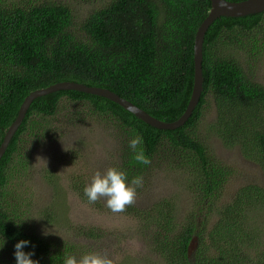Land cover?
<instances>
[{"label":"trees","instance_id":"1","mask_svg":"<svg viewBox=\"0 0 264 264\" xmlns=\"http://www.w3.org/2000/svg\"><path fill=\"white\" fill-rule=\"evenodd\" d=\"M210 10V0H109L77 23L65 3L0 0V145L25 98L60 82L105 88L161 121L178 120L192 95L195 36ZM254 30L264 45V12L220 17L210 26L203 51L204 91L188 122L176 130L154 128L119 104L84 92L59 91L36 99L0 163V264H16L14 245L20 240L30 241L24 251H33L32 259L39 264H63V251L52 256L53 244L18 221L16 206L8 201L5 188L8 169L30 121L34 116L56 115L64 98L76 105L87 103L86 113L115 120L130 138L140 135L151 162L162 151L168 152L166 161L186 170L188 188L195 192V207L203 214V222L217 217L208 230L206 223L193 221L198 219L196 214L182 222L167 199L150 209L127 207L125 215L145 225L153 252L167 264H264V251L240 241L235 231L238 227L244 233L240 224L244 211L251 206L264 207V188L246 185L231 202L220 204L233 170L213 155L197 134L207 97L213 96L217 119L211 129L218 131L225 146L239 145L247 157L251 158L249 152L253 151L264 161V86L251 81L238 62L214 51L225 32L238 35L236 44ZM253 114L259 115L253 118ZM243 121L249 126L243 128ZM125 141L122 170L130 177L134 171L141 175L152 164L134 161L129 140ZM262 167L264 170V164ZM101 207L106 206L98 203ZM99 232L93 228L87 233L81 228L79 234L96 239L101 237ZM193 242L197 249L191 252ZM4 253L8 260H1Z\"/></svg>","mask_w":264,"mask_h":264},{"label":"rangeland","instance_id":"2","mask_svg":"<svg viewBox=\"0 0 264 264\" xmlns=\"http://www.w3.org/2000/svg\"><path fill=\"white\" fill-rule=\"evenodd\" d=\"M52 1L67 4L75 14L76 22L82 23L109 0ZM257 33L258 30L246 33L235 44L234 39L238 35L235 37L225 32L214 51L218 56L238 62L251 81L264 86V45ZM87 105H76L64 98L56 115L34 116L30 121L19 153L8 169L10 178L5 188L8 201L16 206L13 209H17L18 221L29 232L53 244L52 256L57 251L77 258L90 251H106L115 264H167L153 252L150 231L143 223L130 220L124 212L113 214L106 207L99 209L98 203L106 206L105 202L89 203L84 194L85 186L97 170L103 172L109 167L122 170L124 142L131 139L115 120L86 113L89 110ZM258 115L253 114L252 117ZM216 119V100L208 96L197 134L210 152L233 170L220 201L223 205L231 202L237 191L246 185L264 188V161L260 154H252L253 151L249 152L251 158L247 157L239 145L225 146L218 131L211 129ZM242 126L248 127L249 122L243 121ZM167 153L162 151L151 162L152 166L146 167L139 175L143 177V186L137 189L133 205L150 209L167 199L182 222L187 223L188 218L196 214L198 219L193 221L206 223L207 229H211L217 217L210 216L207 222H203V214L198 213L195 207V192L188 188L186 170L176 168L172 162L170 165L166 161ZM137 175L134 171L131 177L127 176L128 181ZM240 224L244 233L235 227L236 235L242 239L240 241L253 248H261L263 252L264 207H249L244 211ZM81 228L87 233L97 228L101 237L94 239L80 235ZM249 233L252 234L247 238ZM196 249L197 244L193 242L191 252ZM210 253L215 254L211 249ZM2 257L1 260L9 259L7 253ZM253 258H258L256 252Z\"/></svg>","mask_w":264,"mask_h":264},{"label":"water","instance_id":"3","mask_svg":"<svg viewBox=\"0 0 264 264\" xmlns=\"http://www.w3.org/2000/svg\"><path fill=\"white\" fill-rule=\"evenodd\" d=\"M211 10L207 17L204 19L202 24L197 30L194 42V85L192 90V95L188 106L184 114L174 122H164L161 121L149 113L139 108L132 102L122 98L118 94L112 92L111 90L87 86L76 82H60L53 84L47 88L39 89L30 93L23 101L18 115L11 126L6 130L3 141L0 145V163L5 155L14 135L18 131L19 127L25 120L27 113L32 105V103L43 96L59 92V91H79L87 94H92L96 96H101L107 98L120 106L125 110L131 112L136 117L144 121L145 123L151 125L159 130H176L184 126L193 112L195 111L197 105L200 102L204 91V75H203V59H204V42L205 36L210 28V26L220 17H244L252 14H259L264 12V0H245L241 2H230L227 0H210Z\"/></svg>","mask_w":264,"mask_h":264},{"label":"clouds","instance_id":"4","mask_svg":"<svg viewBox=\"0 0 264 264\" xmlns=\"http://www.w3.org/2000/svg\"><path fill=\"white\" fill-rule=\"evenodd\" d=\"M142 145L143 138L138 134L128 141V148L133 153V160L148 166L151 164V159L145 154ZM142 186V176L137 175L129 182L126 171L117 167H109L103 172L100 170L95 172L91 182L85 186L84 194L88 198L89 203L103 200L106 207L113 213H122L127 207L135 203L137 189ZM44 234L47 235V232ZM29 243L30 241L28 240H20L14 245L16 264H39V261L32 259L35 254L33 251H24V248ZM2 247L0 246V248ZM63 264H115V262L106 251H90L79 258L65 253Z\"/></svg>","mask_w":264,"mask_h":264}]
</instances>
